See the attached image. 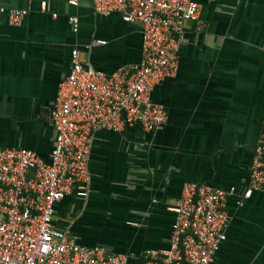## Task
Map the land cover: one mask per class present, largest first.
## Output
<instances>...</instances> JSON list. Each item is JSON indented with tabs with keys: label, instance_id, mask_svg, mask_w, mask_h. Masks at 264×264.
I'll return each mask as SVG.
<instances>
[{
	"label": "crops",
	"instance_id": "0c3cea01",
	"mask_svg": "<svg viewBox=\"0 0 264 264\" xmlns=\"http://www.w3.org/2000/svg\"><path fill=\"white\" fill-rule=\"evenodd\" d=\"M1 1L28 12L19 25L6 15L0 22V149L25 147L49 159L50 110L71 50L112 74L140 63L142 27L96 13L92 0ZM195 1L198 17L186 24L178 71L152 91L166 122L151 132L97 130L88 195L74 191L58 201L54 222L81 245L133 254L139 264L147 251L170 246L169 207L185 184L206 183L232 192L227 238L213 264H264V191L244 197L264 122V0Z\"/></svg>",
	"mask_w": 264,
	"mask_h": 264
},
{
	"label": "built area",
	"instance_id": "2783aa9c",
	"mask_svg": "<svg viewBox=\"0 0 264 264\" xmlns=\"http://www.w3.org/2000/svg\"><path fill=\"white\" fill-rule=\"evenodd\" d=\"M77 5L78 0H69ZM96 13L119 14L142 27V59L112 74L84 63L80 49L71 50V69L59 83L50 119L55 138L49 159L25 147L0 149V264H132L133 254L109 252L103 246L81 245L69 230L54 222L55 204L67 194L88 195L89 157L97 130L122 131L139 125L147 132L166 122L164 105L152 100L156 85L176 75L178 46L186 24L197 19L195 0H92ZM26 9L6 8L19 25ZM78 31V18L70 17ZM107 41L98 39L96 43ZM264 191V122L254 149L248 198ZM232 192L206 183H186L169 207L175 215L170 246L149 250L142 264H213L223 241ZM243 204V200H238Z\"/></svg>",
	"mask_w": 264,
	"mask_h": 264
},
{
	"label": "trees",
	"instance_id": "16d2710c",
	"mask_svg": "<svg viewBox=\"0 0 264 264\" xmlns=\"http://www.w3.org/2000/svg\"><path fill=\"white\" fill-rule=\"evenodd\" d=\"M143 263V260L142 261H140V263L139 264H142Z\"/></svg>",
	"mask_w": 264,
	"mask_h": 264
}]
</instances>
